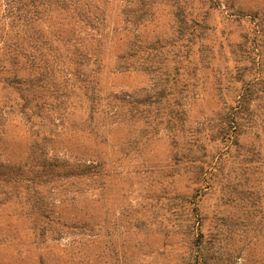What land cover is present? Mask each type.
<instances>
[{
	"label": "trees",
	"instance_id": "obj_1",
	"mask_svg": "<svg viewBox=\"0 0 264 264\" xmlns=\"http://www.w3.org/2000/svg\"><path fill=\"white\" fill-rule=\"evenodd\" d=\"M113 1L0 0V133L14 114L29 138L24 161H0L2 202L19 200L41 238L60 240L78 226L67 223L61 209L89 191L95 197L94 188L84 187L104 185L106 165L100 157L61 154L63 130L87 134L93 154L113 128L126 126L127 141L120 144L126 158L164 134L175 168L169 178L182 186L169 188L154 218L164 219L166 236L178 238V264H236L241 249L231 256L218 221L228 209L244 208L247 198L258 203V186L264 189V150L255 145L264 139V18L258 11L237 12L245 25L238 39L225 44L226 37L218 43L209 38L224 32L210 24L208 0H115L122 19L112 26V40L128 26L138 38L162 5L172 9L174 35L132 42L131 32L125 33L113 69L142 73L151 87L140 94H104L100 55ZM208 94L217 107L192 122L194 106L204 105ZM217 192L220 205L204 212V197Z\"/></svg>",
	"mask_w": 264,
	"mask_h": 264
},
{
	"label": "rangeland",
	"instance_id": "obj_2",
	"mask_svg": "<svg viewBox=\"0 0 264 264\" xmlns=\"http://www.w3.org/2000/svg\"><path fill=\"white\" fill-rule=\"evenodd\" d=\"M208 0L204 7L212 10L209 20L215 31L209 35L217 43L238 39L244 20H237V12L258 11L264 18V0ZM226 7H224L225 5ZM119 1L109 5L107 45L100 55V89L106 93H142L151 87L150 78L139 72H116L113 69L118 53L124 51V37L127 32L130 41L147 40L156 37L163 40L173 39V18L170 6L159 7L154 19L147 27L140 28L136 38L134 27L122 33L117 32L112 40V26L121 22L122 8ZM1 9V8H0ZM2 9L0 10V22ZM127 35V34H126ZM1 47V46H0ZM3 55L0 49V62ZM2 85H0V92ZM212 94L205 98L204 105L197 102L192 111V122H198L203 112L214 110L218 101ZM62 142L57 146L61 154L82 159L100 157L105 161L104 185L88 182L84 189L94 188L82 194L76 204L68 203L61 213L67 223L75 222L60 240L50 237L41 238L33 228L31 217L19 200L2 202L5 187L0 184V264H178L183 249L178 245V238L171 239L161 230L165 221L159 216L169 188H181L179 179L169 178L175 172L170 148L164 134L154 140L139 154L125 156L124 146L127 141V127L118 126L108 135V141L94 147L87 134L80 131L63 130ZM260 150H264V139L255 141ZM262 142V143H260ZM245 143H254L250 138ZM260 144V145H259ZM263 146V148H262ZM29 138L25 126L18 116L10 114L0 133V161L20 163L28 154ZM97 153V156L95 155ZM239 170L237 171V173ZM234 174V173H233ZM262 180V178H256ZM170 181H172L170 183ZM258 181V182H260ZM261 186L258 203L252 204L250 198L243 203L244 208H231L224 212L226 217L219 219L221 231L228 235L223 241L231 256H240L236 264H264V189ZM102 188V195L99 190ZM220 193L207 195L203 199V211L216 210ZM263 195V196H262ZM255 197V196H254ZM220 215L217 212V218ZM151 223H154L152 226ZM234 223L236 226H233ZM88 225V226H87ZM244 225L243 234L240 229ZM87 226L86 231L80 229ZM93 232H90V230ZM89 231V232H88ZM241 232V233H240Z\"/></svg>",
	"mask_w": 264,
	"mask_h": 264
}]
</instances>
